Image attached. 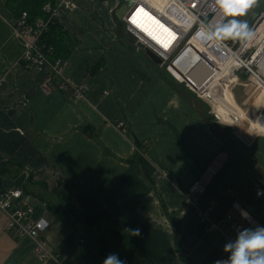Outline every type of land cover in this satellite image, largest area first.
I'll list each match as a JSON object with an SVG mask.
<instances>
[{"label":"crops","instance_id":"crops-1","mask_svg":"<svg viewBox=\"0 0 264 264\" xmlns=\"http://www.w3.org/2000/svg\"><path fill=\"white\" fill-rule=\"evenodd\" d=\"M124 2L73 0V8L57 15L76 43L45 94L40 86L50 70L22 65L26 39L0 0V167L9 173L0 175V192H23L28 172L53 195L71 181V200L82 217L75 232L35 195L23 192L31 206L28 221L41 218L48 224L40 238L54 258L40 260L28 237L9 231L8 215L0 210V264H103L90 238L103 232L106 219L141 229L139 237L129 235L145 264H183L175 237L191 264H214L227 257L223 247L229 240L222 230L227 222L209 227L196 209H209L213 219L230 213L248 228L233 207L238 202L264 219V194H256L264 189V88L248 75H235L236 101L244 105L251 99L250 86L256 96L247 104L248 113L232 111L224 76H214L224 55L209 58L195 43L187 47L190 40L169 70L195 92L170 75L163 77L125 35ZM138 9L135 28L152 42ZM169 15L178 13L174 9ZM158 26L163 46L168 45L171 32ZM64 81L84 85L82 97L61 89ZM197 93L218 99L237 121L218 122ZM120 121L124 130L117 128ZM225 128L230 129L229 148L220 135ZM195 182L200 184L191 194L195 201L187 200Z\"/></svg>","mask_w":264,"mask_h":264},{"label":"built area","instance_id":"built-area-1","mask_svg":"<svg viewBox=\"0 0 264 264\" xmlns=\"http://www.w3.org/2000/svg\"><path fill=\"white\" fill-rule=\"evenodd\" d=\"M125 2L127 3V7L122 19L123 29L133 37V45L136 49L141 50L136 46L137 42H141L161 59L162 63L159 66L164 67L174 80L184 83L189 89L194 91L186 81L177 79L169 70V66L172 60L176 58L187 44L188 40L200 31L202 27L215 25L223 19L219 9L216 8L214 4V0H166V5H175L190 19L187 25H183L167 15L164 9L165 5L163 9H158L157 6L148 0H132L131 4L126 0ZM73 6V0H54L53 3H46L42 7V10L47 14L46 19L37 18L34 23H30L27 19L28 16L26 11H23L18 19L15 20L14 28L16 32L22 38L26 39L25 50L21 59V61L25 63L22 65L25 68L34 67L38 69L47 66L50 70V74L45 77L40 86L41 91L45 94L50 92V86L54 77L59 75L66 61H61L60 59L54 61L49 60L38 46V39L41 34L48 29L50 22L53 20L58 21L57 15L73 8ZM139 7L149 15L158 19L169 31L173 32L176 36L175 39L166 46L161 44L155 46L146 39L144 35H142V32L140 33L138 28H135V24L131 19ZM249 29L252 31L253 36L248 42L241 43L240 41L228 40L223 43L213 41L212 43L215 48H218L221 53L223 52V54L226 55L228 60L226 66L228 70H231L230 72L233 76L238 74L248 75L264 88V10L260 12ZM205 46L206 45L203 44L200 45L201 49H205ZM228 70L226 68L223 69L220 75L224 76V78L227 77ZM59 87L65 90L70 89L72 97L75 99L82 97L85 90L84 85L73 86L68 81L60 83ZM197 95L209 104L210 113H212L213 117L218 122H221L213 111L212 104L206 100L205 97L200 96L198 93ZM116 125L117 128L124 130L122 121L118 122ZM199 186L200 184L198 182L191 185L187 192V200L195 201V198L191 197V194L199 191ZM256 194L259 196L264 194V189L258 188ZM22 206L25 207L22 208ZM233 207L238 211L241 219L247 224V227L264 226V219H257L249 213V219H243L241 212L246 211L240 207L238 202H234ZM0 210L8 215L7 228L9 231H12L19 237H28L32 241L33 250L40 260L54 258L53 253L46 247L44 241L40 238V233L46 229L48 224L41 218L34 220V222L28 221L31 214V206L20 189L0 192ZM196 215L201 223L212 228L218 227L219 223L223 220L226 221L227 226L222 230L228 240L234 239L237 230L244 228V225L236 220L230 213H226L221 219H213L209 214V209L199 208L196 209Z\"/></svg>","mask_w":264,"mask_h":264},{"label":"trees","instance_id":"trees-1","mask_svg":"<svg viewBox=\"0 0 264 264\" xmlns=\"http://www.w3.org/2000/svg\"><path fill=\"white\" fill-rule=\"evenodd\" d=\"M54 0H5L6 8L13 14L15 19H18L23 11L27 13V19L30 23H34L37 18L46 19L47 14L42 10V7L46 3H53ZM161 29H166L161 24ZM131 36V35H130ZM131 42L133 43V37L131 36ZM76 40L71 37L62 27L59 21L53 20L49 23L48 29L41 34L38 39V46L41 51L54 61L60 59L61 61H67ZM135 47V46H134ZM24 64V61H21ZM164 77L169 76V73L158 65L153 64ZM167 77V76H166ZM55 78V77H54ZM53 79V81H55ZM229 128H225L220 132L223 140V147L229 148ZM17 165L20 170H26L22 163L18 162ZM18 171V170H17ZM8 167H0V175H8ZM12 174H15L12 172ZM74 183L71 181H65L64 186L59 193L53 195L48 192L45 183L34 180L33 175L28 172L27 182L22 187L24 193L35 195L45 205L46 210L59 222L75 232H79V226L82 223L81 214L77 211L72 203L71 195ZM39 191L36 192L35 189ZM102 224V221L99 223ZM80 238H84L83 234L79 235ZM94 241L95 250L105 259L110 253H118L120 258L126 261V264H145L137 256L138 245L133 241L129 235L128 226L126 223L116 224L111 220H105L103 222V232L95 238H90ZM176 251L183 264H191L188 258L185 256L181 247L177 243L175 237Z\"/></svg>","mask_w":264,"mask_h":264},{"label":"clouds","instance_id":"clouds-1","mask_svg":"<svg viewBox=\"0 0 264 264\" xmlns=\"http://www.w3.org/2000/svg\"><path fill=\"white\" fill-rule=\"evenodd\" d=\"M258 0H214L223 19L215 25L202 27L197 37L206 41L221 42L228 40L248 42L253 33L245 20L239 19L257 4ZM243 219H249L247 212H241ZM132 236L139 237L141 229H129ZM227 257L218 259L214 264H264V226L238 229L234 239L223 247ZM103 264H126L118 253H110Z\"/></svg>","mask_w":264,"mask_h":264},{"label":"bare ground","instance_id":"bare-ground-1","mask_svg":"<svg viewBox=\"0 0 264 264\" xmlns=\"http://www.w3.org/2000/svg\"><path fill=\"white\" fill-rule=\"evenodd\" d=\"M148 1H150L152 4H154L155 6H157L158 9H163L164 8V5H165V8H164L165 9V13L167 15H169L168 7L170 6V4H167L166 5V3H167L166 0H148ZM145 13L147 15H145ZM170 17H172V16H170ZM131 19H132V22H133V19H134L133 16L131 17ZM142 19L146 23L147 26H150V33H151L152 43L155 46H157L158 44L163 45L162 44V40H161V34H160V31H159V26H158V23H160V22L158 21V19H156L153 16L149 15L146 11H143L142 12ZM174 20L175 21H179L183 25H187L189 23V21H190V19L184 14V12L181 9H178V16H176ZM196 34L193 37L190 38V41L186 45L187 47H191L194 43L197 46H199V47H200L201 44H203V45H209L210 46V50L209 51L208 50L206 51L207 47H205V49H202L203 53L204 54H207L209 56V58L213 54H219V55L223 54V52L221 53L218 48H215L214 47V44L212 43V41H206V40L199 39ZM224 58L226 60L225 61H220V63H223L224 68L228 69L227 66H226V63L228 62L226 55H224Z\"/></svg>","mask_w":264,"mask_h":264},{"label":"rangeland","instance_id":"rangeland-1","mask_svg":"<svg viewBox=\"0 0 264 264\" xmlns=\"http://www.w3.org/2000/svg\"><path fill=\"white\" fill-rule=\"evenodd\" d=\"M123 4H127L126 2H124ZM174 9L176 10V12L178 13V8L175 6V5H170L169 7H168V11H171V14L174 12ZM262 10H264V0H258V2H257V4L255 5V6H253L251 9H249L248 10V12H247V14L245 15V16H243V17H239V19H242V20H245L247 23H248V26L250 27L251 26V24L254 22V20L257 18V16L260 14V12L262 11ZM174 19H175V17H173ZM164 28H166V27H164ZM167 29V28H166ZM159 31H160V28H159ZM171 32V31H170ZM125 33V35H127V37L131 40L132 38H131V36L128 34V33H126V32H124ZM160 34H162L161 33V31H160ZM171 36H172V39L174 40L175 39V35L173 34V32H171ZM194 36V35H193ZM192 36V37H193ZM189 41V40H188ZM205 47H207V49H206V51L208 50H210V46L209 45H206ZM142 51V53H144L143 52V50H141ZM223 69H225L224 68V65H222V70ZM221 70V71H222ZM220 73L221 72H218V71H216L215 73H214V76H217L216 77V79L215 80H218V79H220L219 77H221L222 75H220ZM228 78H231L230 80L228 79ZM229 80V81H228ZM222 82V81H221ZM237 82V76H227V77H225L224 78V80H223V82L222 83H227L228 84V86H226V89H227V91H228V97H230V101L232 102V111H239L240 112V108H242L243 109V113H244V111H246V113H248L249 112V109H248V106H247V104L248 103H251V101H252V98L254 97V96H256V93H255V91H253L252 89H253V87L252 86H250L251 87V89L250 90H248L249 91V93L252 95V97H251V99L246 103V104H242V103H240L241 101H236V99H235V97L233 96L234 95V93H235V90L234 89H232L233 87H234V85H235V83ZM214 84H215V82H214ZM213 84V85H214ZM213 87V86H212ZM212 91V90H211ZM236 96L238 97V98H240V96H241V92H240V90H238L237 92H236ZM235 102H237L238 104H239V106L235 103ZM209 115V114H208Z\"/></svg>","mask_w":264,"mask_h":264},{"label":"water","instance_id":"water-1","mask_svg":"<svg viewBox=\"0 0 264 264\" xmlns=\"http://www.w3.org/2000/svg\"><path fill=\"white\" fill-rule=\"evenodd\" d=\"M129 4H131L132 0H126ZM136 46L143 50L144 54L147 58L155 65H160L162 63L161 59L149 48L143 45L141 42H137ZM205 99L208 100L212 104V109L219 117L220 121L232 125L237 120V117L228 109L226 108L218 99L213 98L210 95H206Z\"/></svg>","mask_w":264,"mask_h":264},{"label":"snow or ice","instance_id":"snow-or-ice-1","mask_svg":"<svg viewBox=\"0 0 264 264\" xmlns=\"http://www.w3.org/2000/svg\"><path fill=\"white\" fill-rule=\"evenodd\" d=\"M138 12H143V9H138ZM145 15H147L146 13H145ZM137 21L135 20V18L133 19V23H136ZM138 26H140V25H138ZM166 46V45H165Z\"/></svg>","mask_w":264,"mask_h":264}]
</instances>
